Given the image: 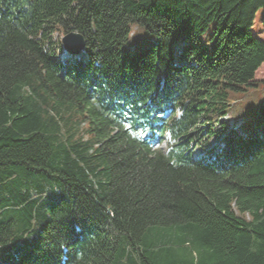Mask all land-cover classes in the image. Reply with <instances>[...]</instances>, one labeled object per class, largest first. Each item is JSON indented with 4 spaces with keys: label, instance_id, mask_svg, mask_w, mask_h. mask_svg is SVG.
I'll return each mask as SVG.
<instances>
[{
    "label": "trees",
    "instance_id": "16d2710c",
    "mask_svg": "<svg viewBox=\"0 0 264 264\" xmlns=\"http://www.w3.org/2000/svg\"><path fill=\"white\" fill-rule=\"evenodd\" d=\"M262 66L264 0H0V264H264Z\"/></svg>",
    "mask_w": 264,
    "mask_h": 264
},
{
    "label": "rangeland",
    "instance_id": "374dc122",
    "mask_svg": "<svg viewBox=\"0 0 264 264\" xmlns=\"http://www.w3.org/2000/svg\"><path fill=\"white\" fill-rule=\"evenodd\" d=\"M63 35L64 33L62 31H56L53 37L60 41ZM66 55L68 54L65 52L64 56ZM80 55H83V54L81 53ZM256 78H260V79L264 78V66H262L257 71ZM263 91H264V88L262 85H260L257 88H250L246 92L242 93V96H237L236 101L235 102L233 101V105L234 104L235 105L230 110V116L228 117L225 116L223 117V119H226L229 122V124H233L235 119L232 116H234V114L238 112L239 110L243 109L245 105H247L249 108H252L254 106L256 109L259 103L261 102ZM167 141H168V137H166L158 147L164 151H167L168 150ZM214 142H215V139L212 138L209 143L211 145H215ZM192 154L194 158H197L198 154H197L196 149L193 150Z\"/></svg>",
    "mask_w": 264,
    "mask_h": 264
},
{
    "label": "water",
    "instance_id": "95a60500",
    "mask_svg": "<svg viewBox=\"0 0 264 264\" xmlns=\"http://www.w3.org/2000/svg\"><path fill=\"white\" fill-rule=\"evenodd\" d=\"M60 41L65 52L71 56L80 55L85 47L84 36L76 31L65 33Z\"/></svg>",
    "mask_w": 264,
    "mask_h": 264
}]
</instances>
